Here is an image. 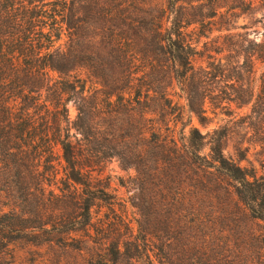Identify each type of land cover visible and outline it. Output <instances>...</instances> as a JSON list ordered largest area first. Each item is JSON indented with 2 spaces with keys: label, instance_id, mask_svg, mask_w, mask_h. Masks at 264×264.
I'll return each instance as SVG.
<instances>
[{
  "label": "trees",
  "instance_id": "obj_1",
  "mask_svg": "<svg viewBox=\"0 0 264 264\" xmlns=\"http://www.w3.org/2000/svg\"><path fill=\"white\" fill-rule=\"evenodd\" d=\"M221 6L264 9V0H0V174L13 203L0 209V264L14 259L16 243L34 247L32 257L46 246L56 262L58 249H71L87 264H162L172 209L185 194L219 189L221 178L262 226L253 237L255 264H264V177L239 164L246 148L233 160L224 154L227 128L206 140L195 127L186 137V123L176 138L169 125L183 112L168 83L176 82L187 112L203 123L212 84L223 82L225 100L244 102L243 73L264 63L262 40L249 42L240 64L195 67L188 28L203 30ZM258 89L250 128L264 143V69ZM113 158L135 171V233L122 218L93 215L96 205L113 209L92 177ZM213 175L219 181H208ZM160 214L164 246L154 241Z\"/></svg>",
  "mask_w": 264,
  "mask_h": 264
},
{
  "label": "rangeland",
  "instance_id": "obj_2",
  "mask_svg": "<svg viewBox=\"0 0 264 264\" xmlns=\"http://www.w3.org/2000/svg\"><path fill=\"white\" fill-rule=\"evenodd\" d=\"M231 6L218 8L219 14L210 19V23L202 30L198 24H192L188 31L193 30L191 38L196 42L197 54L194 57L195 67H206L210 62L221 65L232 63L240 64L250 41L260 42L264 40V9L248 8L247 6L236 7L229 10ZM234 12V16L231 15ZM220 14H223L221 16ZM204 32V33H203ZM236 44L228 47V44ZM232 46V45H231ZM238 50L240 53H237ZM264 69V63L255 62L252 72H244L242 75L244 91H241L246 101L234 102L224 99V84L217 81L212 84L213 98L205 97L203 107L205 108L206 119L201 123L195 115L187 112L186 101L181 95V90L173 80L166 86V92L173 102H177L182 109V119L173 121L169 117V125L175 129V137L178 138V131L186 123L184 135H189L190 128H197L205 134H211L213 130L227 128L228 135L224 146V154L233 160L240 156L239 146L246 148L244 159L239 161L243 167L252 170L257 177H264V143L260 137L250 128L252 104L255 102L259 92V77ZM236 77L237 74H234ZM226 92H229L226 89ZM69 115L71 119L76 116L74 105L69 104ZM255 115L253 114V117ZM158 115L155 116V118ZM190 117V122L187 121ZM264 120V118H263ZM262 120V121H263ZM165 132V131H163ZM208 146L203 149L208 154ZM92 177L101 179L100 186L104 188L108 196L113 198V209L110 210L104 204L92 208L95 218H104V215L112 218H122L129 221L135 233L133 219L136 213L130 205L129 197L135 194L136 186L135 171L133 169H122L118 161L113 158L103 164L99 174L93 172ZM182 191L189 187L187 177L181 175ZM222 179V187H210L206 193L197 196L185 194L184 200L180 201L178 207L172 209L170 217V239L168 240V253L161 254L162 264H255L256 247L253 237L258 230H261L260 223L251 220L244 205L232 195V182ZM218 180L215 175L208 181ZM3 174H0V209L9 210L13 204L5 196L6 184ZM184 183V184H183ZM136 188V189H135ZM151 188V187H150ZM225 188L229 190L225 193ZM212 192V194L210 193ZM12 203V204H11ZM157 232L154 241L158 246L166 242V235L162 231L164 226V214L158 216L156 222ZM125 232V231H124ZM179 232H182L180 235ZM81 238V237H80ZM70 242V239L67 240ZM46 246H42L38 254L32 257L34 247L16 243L14 245V259L5 256L3 264H87L85 259L78 253L80 251L58 249L59 261L54 260L50 252L46 253ZM83 250L82 252H85ZM170 259L168 260L167 257ZM35 259L31 263V260ZM137 264H147L143 259H137ZM124 264V261L121 263ZM160 264V263H155Z\"/></svg>",
  "mask_w": 264,
  "mask_h": 264
}]
</instances>
